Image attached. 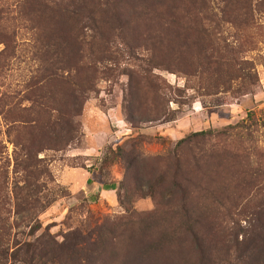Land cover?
<instances>
[{
	"label": "rangeland",
	"instance_id": "obj_1",
	"mask_svg": "<svg viewBox=\"0 0 264 264\" xmlns=\"http://www.w3.org/2000/svg\"><path fill=\"white\" fill-rule=\"evenodd\" d=\"M0 264H264V0H0Z\"/></svg>",
	"mask_w": 264,
	"mask_h": 264
},
{
	"label": "trees",
	"instance_id": "obj_2",
	"mask_svg": "<svg viewBox=\"0 0 264 264\" xmlns=\"http://www.w3.org/2000/svg\"><path fill=\"white\" fill-rule=\"evenodd\" d=\"M102 188L105 191H112V190H114V186L112 184H110L109 186L103 185ZM96 200H97V198H95V197L92 198V201L93 202H95Z\"/></svg>",
	"mask_w": 264,
	"mask_h": 264
},
{
	"label": "crops",
	"instance_id": "obj_3",
	"mask_svg": "<svg viewBox=\"0 0 264 264\" xmlns=\"http://www.w3.org/2000/svg\"><path fill=\"white\" fill-rule=\"evenodd\" d=\"M97 191V193L100 191V192H105L104 190H103V188L102 187H99V186H97L96 188L94 187V189L92 190V191Z\"/></svg>",
	"mask_w": 264,
	"mask_h": 264
}]
</instances>
